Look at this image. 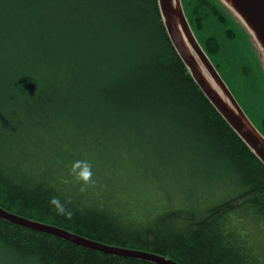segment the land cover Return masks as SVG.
<instances>
[{"label": "trees", "instance_id": "obj_1", "mask_svg": "<svg viewBox=\"0 0 264 264\" xmlns=\"http://www.w3.org/2000/svg\"><path fill=\"white\" fill-rule=\"evenodd\" d=\"M181 4L264 136L252 38L218 0ZM77 160L92 164L84 192L70 175ZM0 207L179 264H264V165L192 79L157 0H0ZM0 264L152 263L0 219Z\"/></svg>", "mask_w": 264, "mask_h": 264}, {"label": "water", "instance_id": "obj_2", "mask_svg": "<svg viewBox=\"0 0 264 264\" xmlns=\"http://www.w3.org/2000/svg\"><path fill=\"white\" fill-rule=\"evenodd\" d=\"M218 1L252 38L258 50L264 73V0ZM157 4L168 37L192 79L215 110L264 165V136L242 110L198 44L185 17L181 0H157ZM0 219L106 255L140 259L152 264H179L158 254L101 244L69 231L23 218L1 207Z\"/></svg>", "mask_w": 264, "mask_h": 264}, {"label": "clouds", "instance_id": "obj_3", "mask_svg": "<svg viewBox=\"0 0 264 264\" xmlns=\"http://www.w3.org/2000/svg\"><path fill=\"white\" fill-rule=\"evenodd\" d=\"M70 175L76 182L81 184L80 191L84 192L92 182V164L86 160H77L71 165ZM64 182L68 183L69 181L65 180ZM49 203L54 207L58 215H65L68 219L72 217V212L66 209L59 198L53 197Z\"/></svg>", "mask_w": 264, "mask_h": 264}, {"label": "rangeland", "instance_id": "obj_4", "mask_svg": "<svg viewBox=\"0 0 264 264\" xmlns=\"http://www.w3.org/2000/svg\"><path fill=\"white\" fill-rule=\"evenodd\" d=\"M257 52H258V50H257ZM134 98V97H133ZM137 102L139 103V104H144V102H143V100L140 102V100L139 99H137ZM132 146H135V145H130V147L131 148H133ZM128 147V146H127ZM136 147V146H135ZM125 149H129V151H130V148H125ZM132 150H134V149H132ZM125 151V154H126V150H124ZM124 151H123V153H124ZM136 153H134L133 151H131V152H133V155L134 154H138V152H137V150H134ZM127 155V154H126ZM139 155V154H138ZM128 156V155H127ZM140 158V157H139ZM141 159V158H140ZM131 160H133V159H131ZM133 161H135V160H133ZM132 162V161H131ZM137 169H141V168H139V167H137ZM141 174V173H140ZM134 177H136V176H130L128 179H129V182H130V180H134ZM138 179V180H137ZM137 179H135L133 182L136 184L135 185V188H137V187H139L141 190H142V188H147V186H145L143 183H142V178H140V177H138ZM133 182H131V184L133 185ZM149 189V188H148ZM144 199H147V198H141V200H143V201H145ZM173 202V201H172ZM152 205L153 204H151V203H149V204H144L143 205V209L145 210V211H148L151 207H152Z\"/></svg>", "mask_w": 264, "mask_h": 264}]
</instances>
